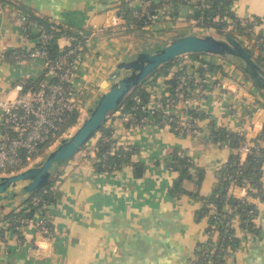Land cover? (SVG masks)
I'll return each mask as SVG.
<instances>
[{"label": "crops", "instance_id": "crops-1", "mask_svg": "<svg viewBox=\"0 0 264 264\" xmlns=\"http://www.w3.org/2000/svg\"><path fill=\"white\" fill-rule=\"evenodd\" d=\"M2 1L0 55L37 48L35 40L22 29V19L29 13L91 36L79 65L85 92L72 130L88 117L119 63L167 45L178 35H200L202 31L219 35L220 29L205 28L206 32L200 25L202 19H196L195 8L179 1L160 7L163 13L159 21L141 30L127 29L116 18L123 17L119 11L124 4L133 13H140L142 0ZM230 12L231 17L264 21V0H236ZM219 18L215 22H220ZM59 44L61 49L68 45L65 38ZM177 60L167 75H153L144 87L150 95L148 102L156 97L166 101L173 93L175 77L191 79L193 91L178 110L193 117L194 129L175 131V127L163 124L160 114H143L146 122L134 125L123 121L124 112H114L106 126L113 130L120 149L135 151L133 163L112 173H99L95 148L100 135L95 136L85 150L55 169L46 210L37 211L19 232L11 224V215L26 207L31 194L21 192L19 186L7 200L0 199V264H197L209 240L211 217V213L203 217L199 213L218 186L226 164L238 156L234 141L243 136L260 145L257 140L264 132V94L233 62L199 54ZM205 62L211 69L201 83L200 67ZM44 64L41 59L0 61V101L7 96L15 98L14 88L21 81H38ZM176 156L189 162L191 180L183 183L187 193L173 195L181 175L168 165ZM139 167L143 169L140 174ZM262 173L261 190L248 197L256 209V233L247 234L238 222L234 233L238 248H231L225 264H264V167ZM243 195L238 191V196ZM42 219L48 222V236L40 231Z\"/></svg>", "mask_w": 264, "mask_h": 264}, {"label": "built area", "instance_id": "built-area-1", "mask_svg": "<svg viewBox=\"0 0 264 264\" xmlns=\"http://www.w3.org/2000/svg\"><path fill=\"white\" fill-rule=\"evenodd\" d=\"M190 2L195 4L198 11L206 7V0H190ZM235 2L236 0H232V3ZM153 4V0H142L141 12H135V17L144 16L152 24L157 23L160 19V14L163 13L161 11L163 9H156L150 12ZM4 7L5 3L0 0V12L4 10ZM22 20V29L24 30L27 16L23 17ZM116 20H122L125 28H132L123 17L119 16ZM219 21L223 25L219 29V36H232L239 40L254 57L262 56L264 58V46L261 45L264 41V27L255 18L225 16L220 17ZM202 28L205 29L204 27ZM34 29L36 33L40 34L38 41L42 47L22 53H13L10 55L11 57L6 53L0 55L1 62L7 61L10 57L16 63H27L36 59H41L45 63L42 79L38 80L36 86H28L29 81L23 80L14 88L17 93L15 98L7 96L0 101V177L18 174L36 164L72 130V127L69 128L70 122L73 116L81 111L80 104L85 91L80 82L79 65L85 57L91 36H84V41L75 39L74 45L70 43L71 40L65 38L68 43L67 47L65 46L61 49V54L58 57L51 58L47 48L52 38L51 35L46 33L41 25H35ZM205 31L208 32L207 29ZM210 66L211 64L208 62L201 64V83L206 81L205 78L210 71ZM175 80L176 86L166 101L156 97L154 101L145 103L140 96H135L136 111L129 114L124 113L122 115L123 121L134 125H142L147 119L139 117L141 113L146 114L148 117L160 114L163 117L164 125L175 127V131L180 133L191 132L194 129L195 121L186 111L180 112L178 105L189 100L193 91V82L185 75L175 77ZM239 138L240 141L236 148L239 158L238 170L236 175L228 178L230 181L228 196L250 204L248 197L250 193L254 192V189L248 179L241 178V169L250 156L259 154V147L243 136ZM114 140L115 135L113 133L111 137L105 139L106 143L110 145V149L102 159H97L96 157L97 163H103L110 154L112 155L121 150L120 145ZM43 148L47 149V152L44 156H41L40 152ZM95 151L98 152L97 147ZM124 151H130V148H126ZM173 164L174 161L172 159L168 165L170 170H172ZM103 165V167H106L105 164ZM238 191L244 193V195L238 196ZM210 207L213 211L211 214L217 217V209L213 206ZM254 210H250L249 215L256 214V209L254 208ZM235 211L236 209L234 208H228L232 218L225 223L227 232L231 228L236 229L238 222H243L242 216ZM30 221L24 220L21 222L28 224ZM39 225L43 235H50L46 219H42ZM220 226L221 222L217 217L216 223L208 231L209 240L205 251H203L204 257L201 255L199 261L204 262L210 250L209 242L212 241L214 243L216 238H219ZM241 235L243 238L245 237L244 232ZM214 249L215 247L212 248V251ZM230 250L231 248H228L227 253Z\"/></svg>", "mask_w": 264, "mask_h": 264}, {"label": "trees", "instance_id": "trees-1", "mask_svg": "<svg viewBox=\"0 0 264 264\" xmlns=\"http://www.w3.org/2000/svg\"><path fill=\"white\" fill-rule=\"evenodd\" d=\"M154 4L150 9V12L156 10V9H161L160 7L165 8V4L168 3L169 1L171 2H176L179 1L180 3L183 4H188L192 6V8H195L194 13L196 16L197 20L202 19V24H200L204 28H211V27H216V28H221L223 25L219 26L221 22H215V19L220 16V17H225V16H232L230 12V5L232 4L231 0H206V7L202 10H197L195 7V4L191 5L192 3L190 0H153ZM19 5V4H18ZM21 9L24 10V8L19 5ZM26 11V10H25ZM122 16L127 20L128 25L132 28L131 30H141L144 29L145 27L152 26L153 24L147 20L146 17L142 16L140 18H136L134 13L130 8H128L127 4H124L121 8ZM29 13V12H28ZM27 13V14H28ZM204 18V19H203ZM258 23L264 27V21L260 18H255ZM35 25H41L46 33L51 35V40L49 41L47 48L48 52L51 56V58H56L61 54V47L59 44V40L62 38H66L71 40L70 43L72 45L75 44L76 40L79 41H84L85 35H83L82 32L76 29H69L65 28L63 26H55L51 24L48 19L40 18L37 15H33L29 13L27 15V21L26 24L24 25V33L31 39H34L37 45V48L42 47L40 42L38 41L40 34L35 32L34 26ZM240 32H242L240 30ZM243 33V32H242ZM76 39V40H75ZM264 46V41L261 44ZM16 53H21L20 51H16ZM11 57V56H10ZM9 57V60L14 62ZM195 57H198L195 55ZM257 62L262 66V58L258 57ZM178 62V60H174L165 67L161 68L155 76H161V75H167L169 70L173 65H175ZM213 68V67H212ZM211 69V66H210ZM42 79V78H41ZM38 84V81H33L28 83V86H36ZM174 88L176 86V80H174ZM145 84L141 85L140 87L136 88L124 101L122 106L120 107V111L124 113H133L136 111V103L134 101L135 96H140L142 100L146 103L150 100V95L146 92V88L144 87ZM114 114V113H113ZM139 115V117H142ZM78 113L75 114L70 122L69 128L73 127L77 123V118H78ZM163 118V117H162ZM107 123V122H106ZM106 123L104 126L99 130L96 136L100 135V138L98 140V152H97V159H102L104 155L109 152L110 145L106 143L105 139L111 137V133H113L112 129H109L106 126ZM226 135V134H224ZM225 137V136H223ZM231 139H235V136H230ZM240 138H237V140L234 141L235 146L239 144ZM259 143H264V132L261 134L259 139L257 140ZM260 143V145H261ZM258 145V144H257ZM259 147V154L250 156L246 163L243 165L241 169L242 177L241 178H246L251 182V185L254 189V191H259L261 190L260 186V178L262 174V168L264 165V146ZM87 146V145H86ZM86 146L83 148V150L86 148ZM47 152V149H42L40 152L41 156H44ZM134 150L130 148V151H124L120 150L117 153L110 154L103 163H97L95 164L96 170L99 173H104V172H109L112 173L114 172L117 168L124 167L125 165H130L133 163V156H134ZM174 164L173 168L175 170L180 172V181L177 182L175 188L172 191L173 195L176 194H183L187 193L185 190L183 183L185 180H191L189 179L190 176V164L189 162L182 157H174L173 158ZM238 161L239 158L238 156L232 157L229 162L226 164L224 169L222 170L221 177H220V182L212 195L208 198L205 199V207L200 211L199 216L203 217L206 214H210L212 209L209 208L210 206H213L215 209L218 211V218L219 221L221 222V226L219 229V239L217 242H212L210 241V250L207 253V256L205 257L204 262L198 261L197 264H210L211 262L213 264H225V256L228 255L227 249L228 248H238V239L235 237V229L231 228L229 231H226L225 228V223L232 218V215L229 214L228 208H234L236 209V213L242 216V227L246 231L247 234H255V225L253 223V220L255 219V215H249L250 210H254V206L251 204H247L245 202L230 198L228 196V187L230 185V181L228 180L229 176L236 175L237 170H238ZM105 164L106 167H103ZM52 196V185L48 184L46 187L43 189L32 193L30 195V198L28 199V204L26 205L25 208L13 213L11 215V224L13 228L16 231H21L23 227L27 226V224H23L21 221L24 220H32L34 214L37 211H45L46 210V205L48 202H50ZM255 211V210H254ZM210 227L209 231L211 230V226L216 223L217 217H214V215L210 214ZM29 224V223H28ZM18 228V230H17ZM207 246V245H206ZM214 251H212V248H214ZM204 253L201 252V255ZM204 257V255H203Z\"/></svg>", "mask_w": 264, "mask_h": 264}, {"label": "water", "instance_id": "water-1", "mask_svg": "<svg viewBox=\"0 0 264 264\" xmlns=\"http://www.w3.org/2000/svg\"><path fill=\"white\" fill-rule=\"evenodd\" d=\"M190 54L210 55L233 62L264 94V68L239 40L232 36L204 33L178 35L167 45L149 52H140L134 58L119 63L105 81L102 87L104 93L74 134L62 139L54 150L49 151L32 167L15 175L0 177V199L7 200L10 193L19 186H22L21 192L27 194L46 187L51 182L55 169L80 153L136 88L164 66ZM142 170L141 167L137 168L138 174Z\"/></svg>", "mask_w": 264, "mask_h": 264}, {"label": "rangeland", "instance_id": "rangeland-1", "mask_svg": "<svg viewBox=\"0 0 264 264\" xmlns=\"http://www.w3.org/2000/svg\"><path fill=\"white\" fill-rule=\"evenodd\" d=\"M205 34V33H204ZM206 34H209V33H206ZM210 57H214V56H210ZM78 128H79V126L78 127H76L74 130H71L68 134H66V137H69L70 135H72V134H74L77 130H78ZM60 143H58L52 150H54L58 145H59ZM51 150V151H52ZM41 160V159H40ZM39 160V161H40ZM38 161V162H39Z\"/></svg>", "mask_w": 264, "mask_h": 264}]
</instances>
